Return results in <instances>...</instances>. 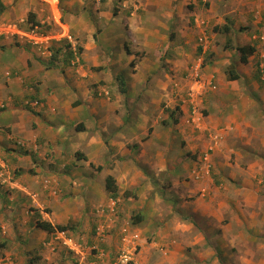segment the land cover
<instances>
[{"label":"crops","instance_id":"obj_1","mask_svg":"<svg viewBox=\"0 0 264 264\" xmlns=\"http://www.w3.org/2000/svg\"><path fill=\"white\" fill-rule=\"evenodd\" d=\"M2 1L7 5L2 20L24 18L32 10L36 19L43 23L46 13L51 11L49 18L57 28L55 31L72 33L81 44L80 57L77 58L80 64L75 66V60L65 62L59 58L52 63L34 48L10 38H0V149L8 144L9 139L18 136L24 140H39L51 153L46 163L37 162L40 165L36 171L41 173V166L52 162L57 165L56 171L55 168L46 169L47 175L62 178L66 196L62 202L50 200L58 208L56 224H67L76 217L80 218L87 203H82L79 198L85 197L94 207H102L103 212L108 207L124 213L136 211L135 216H130L134 217L131 229H125L130 234L134 230L139 236L142 234L139 230L144 229L152 236L138 251L135 264H264V82L259 89L255 81H249L252 78L246 77L243 67L257 50L249 55L247 63L240 59L242 65L234 67L230 66V60H235L236 47H230L235 51L230 53L228 47L211 46L217 54L212 65L204 68L206 78L203 79L208 84L200 93L202 96L198 94V97L191 98L193 105L184 99L185 104L181 106L184 116L176 122L178 135L192 141L196 134L200 137L208 134L210 140L215 139L205 148L213 147L214 151L210 168L202 179L192 177L194 164L189 161H174L175 165L171 163L173 166L167 168L168 160L163 156L169 148L164 145V140L152 136L149 142L142 141L141 150L136 155L124 142L112 139L106 143L102 139L105 130L114 129L103 125L107 113L114 109L116 113V108L122 105L119 86L113 85L110 90L106 88L109 79L112 84V80L123 72L113 75L114 68L122 69L118 63L126 70L128 67L120 62L122 59L131 65L136 57H140L134 70L124 75L130 98L134 100V95L139 93L137 90L143 86L141 91L147 97L161 95L172 100L168 88L171 78L180 77V70L188 65L184 62L186 58L176 55L177 51H182L167 45V34L174 23L180 22L175 30L176 36L181 37L177 45L185 49L188 59H192L193 54H189L188 49L198 30L182 27L181 12L185 11L186 20L194 18L197 21L201 17V22H207L216 15L221 19V15H226L231 8V0H198V4L205 7L193 10L185 9L189 0ZM88 2L94 7L92 12L88 11ZM113 2L122 3L128 12L124 14L120 10L113 14L111 8L104 9ZM232 3L233 10H238L241 17L252 19L259 11L257 17L264 18L263 3L251 5L249 0H244L242 6L238 0ZM253 11L254 15H251ZM124 19L127 25L122 23ZM220 35L213 32L210 37L214 40ZM122 36L131 39L132 47L130 51L122 49L119 55L116 46ZM165 61H169V69H174V75L169 76L167 69L161 73L158 71L162 70ZM229 66L227 70L237 68L239 78H226ZM152 75V81L148 80ZM28 80L34 83L35 92L27 90ZM212 82L213 86L210 85ZM244 83L254 85L257 92L247 93L240 88ZM129 86H132L130 90ZM102 89L107 94L112 92L115 98L96 97V90L101 93ZM35 97L40 100V105H31L32 108L28 102ZM203 103L205 116L195 111L197 105L201 107ZM145 105L141 114L147 118ZM190 108L200 120L199 131L194 129L196 124L186 122ZM96 125L98 131L94 130ZM7 128L11 135L2 132ZM129 132L133 137V130ZM8 146L14 144L9 142ZM6 156L4 153L2 157ZM18 158L27 161L28 156L18 155ZM105 164L111 165V169H103ZM108 175L114 177L118 186L115 197L106 188ZM34 189L40 190L36 184ZM41 193L43 195L45 191L41 189ZM159 200L163 204L158 205ZM39 203L49 204L44 198ZM53 212H56L54 208ZM103 212H100L102 219L97 226H112L118 233H123V223L115 224L119 220L112 221L111 225L104 223ZM115 214L118 215L116 211ZM121 220L124 222L123 218ZM2 226L7 233L3 240L10 241L15 247L18 245L19 252L1 254L0 264H71V258L74 259L67 250L61 254L63 247L56 241L57 232H49L36 222L33 225L29 222V226L22 227L17 233L8 229L10 226ZM21 244L38 251L27 253ZM96 262L112 264L101 259Z\"/></svg>","mask_w":264,"mask_h":264},{"label":"rangeland","instance_id":"obj_2","mask_svg":"<svg viewBox=\"0 0 264 264\" xmlns=\"http://www.w3.org/2000/svg\"><path fill=\"white\" fill-rule=\"evenodd\" d=\"M233 0L230 1V6L231 8L228 10L226 15H221V19L218 18L216 15L215 19L213 18L212 21L210 19H206L207 22L204 20V22H201L198 17L199 24L201 26L199 27L198 23L194 18L193 20H186L184 19V13L181 12L183 15V21H184V26L185 27H190L192 29H197L198 33L194 37L193 45H191L188 49V53L193 54L192 59H188L186 54H184L185 49L181 48L180 45H177L178 39L180 40V36H176V27H178L180 22H172L173 27L170 30V33L167 34V45L169 47H177V50L182 51V53H179L177 51L176 55H179L183 58H186L184 62L186 65H188V68L180 70V77H174L172 76L171 82L168 88H170L172 92V100L170 98H167V96H162L157 95L152 97H147L142 93L143 86L139 88L137 91L139 92L138 94L136 93L135 99L133 100L130 98L126 93H123L118 89V92L121 95V104L118 108H116V113L115 109L112 111V113L108 114L105 119V124L103 125H108L113 129V131L105 130L102 134V139L104 142L108 143L112 139H116L118 141L124 142L129 148H132L134 150V153L137 155V153L141 150V145L142 141L144 142H149L151 137L154 136L158 138V140H164V145H167L169 150H167L164 154V158L167 161L166 165L167 168L170 169L171 166L175 165L173 163L174 161L177 163L178 161H189L190 163H193L194 165L191 167V174L193 175L194 172H197L202 176L205 171L207 170L208 166L207 163H210L212 159V155L214 148L207 147L209 143H214L215 139L210 140V135L206 134L205 137H200L198 136L199 134H196V139L195 140H187L184 137H181L178 129V124L174 121L176 118L180 120L182 118V104L184 105V99L188 101L189 104H192L190 102L192 97H198L197 93L198 91L201 90L200 85H197L196 77L195 75L192 74V67H195V64L199 62L200 59H202L201 62L202 66L200 68V75L199 77L201 79L206 78L204 75V68L207 65H212L214 56L217 54L216 50L214 51L211 46L215 47H220V49H223L224 47L229 48V52L233 53V49L230 47L233 46L234 48L238 45L242 44H250L254 45L256 47V52L251 57V60L249 61L248 64L244 65V71L245 75L249 81L253 80L256 82V86L261 89V85L264 82V18L261 19L260 15L257 17V13L254 15V11L251 12V15H254V20L252 19H246L245 17H241L238 15L239 11H234L233 9ZM198 0L196 2L194 0H189L188 5L185 6L186 10H193L195 7L203 9L205 6L203 4H198ZM244 0H238V3L242 6V3ZM249 2H252V4H264V0H249ZM119 5H118V4ZM113 2L111 6L104 7V9L111 8V12L113 14H117L118 11L121 10L122 13L126 14L128 11L122 3L119 2ZM199 6H198V5ZM211 4V2H209ZM88 11L92 12L93 11V5L88 2L87 5ZM240 6V7H241ZM122 7V9H121ZM236 10V9H235ZM6 11V10H5ZM4 11V12H5ZM221 11V10H220ZM32 12V10L29 11V13ZM115 12V13H114ZM60 13L63 14V10L60 5ZM3 12L0 13V21H2L3 18ZM51 15L50 13H46L44 19V23L42 24L46 29L45 30H53L55 31V26L52 23H49V16ZM181 15V16H182ZM264 17V16H263ZM63 18V17H62ZM24 19L28 20V22H24L23 26H27V24L32 23V20L29 18V14L27 13L24 17ZM9 20L5 19L4 21ZM19 19H11V22L16 21ZM64 22V18L62 19ZM124 22L125 25L128 24L126 20L122 21ZM182 23V22H181ZM224 24H227L231 26V29L229 32H226L225 30H216V27H223ZM60 27V26H59ZM61 28V27H60ZM68 28V27H67ZM256 29V30H255ZM260 29V32H259ZM202 30L204 32H207V42L209 43V49L205 53L202 51L201 47V32ZM56 32V31H55ZM54 32V33H55ZM96 32H99V28L96 27ZM172 32V33H171ZM213 32H218L221 35L218 38H215L212 40V37L210 35ZM57 33V32H56ZM179 34V33H178ZM72 38V42H69L68 39H63L61 41H58L56 46H59L61 42H65V47L64 50V57L60 59H64V61H69L75 60V63H71L75 66L80 64V60L77 61V58L80 57V47L81 44L80 42L76 41V38L73 36L72 33L69 34ZM175 35V36H173ZM127 36V33H126ZM119 41V45L116 46V53L119 55L122 53V49L127 50L132 47V41L129 37H124ZM0 38H3L0 37ZM229 38L230 41H226V39ZM16 37H14L13 41L16 42ZM203 41H206L203 40ZM56 42V41H54ZM184 41L181 43L183 44ZM18 43V42H16ZM19 44V43H18ZM206 44V43H205ZM23 46H27L29 48H33L31 45H26V44H21ZM55 46V45H54ZM127 48V49H126ZM35 49V48H34ZM36 50V49H35ZM131 50V49H129ZM171 52L173 51L170 50ZM187 51V50H186ZM223 51V50H222ZM72 52V56L70 54ZM225 52V51H223ZM140 54V53H139ZM138 55V54H137ZM171 56H174V52L172 53ZM228 56V55H227ZM235 60H230L231 64L230 66L234 65V67L237 65L240 67L242 63H240V53L239 51L236 50ZM138 58L136 57V61L134 64L129 65V63H124L123 59L120 61L122 64H125L128 68L125 70V68L122 67L120 63L119 67L122 69H116L114 68V73L115 72H122L120 74L125 75V73H128V71H133L134 65L138 62ZM229 58V56H228ZM236 61V62H235ZM169 61H165L162 64V70H158L160 73L164 69H167V74L169 76L174 75V69H169L170 65H168ZM237 63V64H236ZM117 64V65H118ZM228 66V65H227ZM226 68V72L228 75L226 78L228 80L230 77L229 74V69ZM237 69V68H236ZM157 71V70H156ZM116 76V75H115ZM153 75L151 77H148V80L152 81ZM166 76H164V79ZM163 80V79H162ZM107 83V82H106ZM109 83L110 79H109ZM247 83V82H246ZM34 83H30V80L27 81L26 88L27 90H30V93L33 91L35 92V88L33 87ZM106 87L108 90L113 85H118V80L114 78L112 80L111 86ZM193 84H196L193 86ZM104 85V83L102 84ZM211 86L214 85V82L210 84ZM36 86V84H35ZM149 85H147L148 87ZM207 86V85H206ZM159 87V86H158ZM156 86V88H158ZM104 88V87H103ZM132 88V86H129V90ZM240 88H243L247 93H256V89H254V85L251 84H243L240 86ZM241 90V89H240ZM97 94L96 97H101L103 98H115V95L110 93H106L104 89L100 91L96 90ZM28 93V94H30ZM202 93V92H201ZM202 96V94H199ZM100 98V99H101ZM255 99H258L257 97H254ZM33 100H29L30 102ZM145 105V111L147 113V118L143 117L141 114V109L142 106ZM31 106V104H30ZM204 103L201 105H197L196 110L199 112V115L202 113L203 116H205V107ZM32 107V106H31ZM38 107V106H37ZM33 108V107H32ZM178 108V109H177ZM172 110H175L174 115L171 117V112ZM194 109L190 108V113L187 116L186 122L191 124L194 123V129L195 130H201L199 129V126H197L200 122L198 117L194 114ZM144 112V111H143ZM1 114V113H0ZM141 114V115H140ZM191 114V115H190ZM0 117H2L0 115ZM163 120H167V123H164ZM98 122V121H97ZM132 126L133 130V137L130 135V130L128 127ZM118 126V127H117ZM201 128V127H200ZM94 130L98 131V126H94ZM3 133H7V135H11V132L9 131V128L6 129V131H2ZM132 132V131H131ZM157 133V134H156ZM199 133V132H198ZM16 137V138H15ZM18 136H14L11 139H9V142L14 144V146H8V144H5L4 148L2 147L0 149V172H3V175L0 177V243L5 241L3 240L4 236L6 237L7 233L5 234L3 224L5 225V228L10 226L11 231H15V233L19 232L20 229L22 230V227L29 226V222L35 224L36 220L39 219H47V220H52L53 223L55 222L56 224V217L59 215L58 208L51 203V202H62L64 196V187L61 185V180L62 178L59 177L57 178L56 175L50 176L47 175L46 169L54 170L56 171L57 165L55 163H47V165H42L41 170L42 172H37L36 168L40 162H47L49 157L51 156V153L49 151H46L44 148V144L42 145L39 140H24L22 138H17ZM22 137V136H21ZM155 138V139H156ZM157 140V139H156ZM83 141V139L80 140V142ZM169 142V144L167 143ZM203 147V148H202ZM15 150V151H14ZM4 153L6 158L2 157L4 156ZM207 154H209V161L207 160ZM18 155L25 156L27 155V161L23 160L22 158H18ZM37 159V160H36ZM113 159V158H111ZM110 159V160H111ZM40 160V161H38ZM112 162V161H111ZM173 163V165L171 164ZM40 165V164H39ZM178 165V164H177ZM189 167V165H188ZM103 169H111V165L109 166L108 164L102 166ZM213 170V169H212ZM179 171V170H178ZM100 173V170H99ZM38 175V176H37ZM55 176V177H54ZM35 178V179H34ZM61 178V179H60ZM200 178V177H199ZM198 178V179H199ZM60 179V180H59ZM197 179V180H198ZM202 179V178H201ZM1 180H4L1 182ZM196 180V179H195ZM11 183H17L21 185L22 189L16 185H8ZM34 184H36L40 190L34 189ZM33 185V186H32ZM41 189L45 191V193L42 195ZM22 192V193H21ZM41 198L46 199L47 203L49 204H42L39 203V200ZM74 198V196H73ZM80 201L86 202L87 205H84L83 210V215L79 218L76 217L74 220H70L68 223L71 224L70 227V232H68L69 235H71L79 244L80 250L78 252H72L71 255L74 256V259L71 258V264H91V262H95L94 264H97L96 261L98 260H108V262L113 263L116 259L118 254V251L120 250L119 248L122 245V233H118L117 230L114 229L112 226H106L105 230L103 232V235H100V231L98 230V224L100 223L101 218V209L102 207H94L91 202H89V198H79ZM156 200L158 197L155 198ZM51 200V202H50ZM75 200V198H74ZM89 203V204H88ZM158 205L163 204L162 200H159ZM53 208L56 212H53ZM43 209V210H42ZM110 209V211H109ZM43 211H45V214H43ZM110 207L106 211L103 212L105 213V221L104 223L110 224L112 221H116L115 224L123 223L121 224V230H126L125 228H130L132 226V220H134V217H130L131 215L135 216V210L125 212L128 214H125L122 211H117L114 209L112 211ZM115 211L118 213V215L115 214ZM107 214H111L110 216H106ZM42 215H44V218H42ZM57 215V216H56ZM119 216V217H117ZM124 219V222L121 219ZM140 225V224H139ZM19 227V228H18ZM111 230L107 231L108 228ZM124 227V228H123ZM30 228V227H29ZM7 229H5L6 231ZM142 232L140 236L136 235V242L131 243V247L134 246V244L137 245V250L135 253H132L133 259H132V264H135V256H137L138 251L142 249L143 245L146 244L147 238H151L152 233L149 231L145 232L144 229L139 230ZM135 232L134 230H131V234L133 235ZM2 235V236H1ZM24 234H22V237ZM21 237V235H20ZM21 237V238H22ZM133 237V236H132ZM131 237V238H132ZM143 238V239H141ZM28 240V239H27ZM31 240V239H29ZM59 241V240H58ZM59 246L63 247L62 244H59ZM20 247L24 249L27 253L32 252L33 254L38 251V249H30V246L26 247V244H21ZM62 249V248H61ZM69 252L67 248H63V251H61V254H65L67 251ZM19 252L18 250V245L15 247L14 244H12L10 241L7 242L6 245L3 247H0V255L5 254L8 252ZM83 252V257L80 259L76 256L79 252ZM65 252V253H64ZM66 259L64 258V261ZM101 264H105L104 262Z\"/></svg>","mask_w":264,"mask_h":264},{"label":"built area","instance_id":"obj_3","mask_svg":"<svg viewBox=\"0 0 264 264\" xmlns=\"http://www.w3.org/2000/svg\"><path fill=\"white\" fill-rule=\"evenodd\" d=\"M25 20L20 19L16 22H1L0 23V36L4 37H16L17 41L20 43H27L31 44L32 46L36 47L43 56H51L52 55V46L54 40H60L61 38H68L71 40V36L69 34H65L63 32L61 33H54L51 31L45 30L46 28L43 25L40 24H33L29 23L27 26H23ZM206 32L202 30L201 33V47L203 53L209 49V43L207 42V36ZM206 41H203L205 40ZM206 43V44H205ZM202 59L195 64V67H192V74L196 77V82L198 85H200L201 90L198 91L197 94H200L208 83H205L204 79H201L199 77L200 75V68L202 66L201 62ZM198 96V95H197ZM195 108V106H194ZM207 160L209 161V154H207ZM207 170L210 167V163H207ZM3 175V172H0V176ZM195 177L199 178L201 177L199 173L195 172ZM61 237H63V243L66 244L70 249L77 250L78 244L74 241V239L70 236L65 235L64 232L59 234ZM131 251L128 248H123L120 254L121 262L126 264L128 261H130L131 258Z\"/></svg>","mask_w":264,"mask_h":264},{"label":"trees","instance_id":"obj_4","mask_svg":"<svg viewBox=\"0 0 264 264\" xmlns=\"http://www.w3.org/2000/svg\"><path fill=\"white\" fill-rule=\"evenodd\" d=\"M7 9V5L4 4V2L2 0H0V13L4 12ZM115 13V12H114ZM29 18L34 22V24L39 23L38 20H36V14L33 12L29 13ZM231 29V26L224 24L223 27H216V30H225L226 32H229ZM65 42H61V44L59 46H52V56L50 58V61L52 63H54L53 61L59 58L64 57V52L62 51V49L64 50L65 47ZM233 47V46H231ZM127 49V48H126ZM236 49L240 52L241 54V62L243 63H247L249 61V55L253 54L256 51V47L250 44L247 45H239L236 46ZM127 51H130L129 49H127ZM71 56H72V52H70ZM135 61H132L131 64H134ZM99 69V68H97ZM236 69H230L229 70V74L230 77L229 79L231 80H235L237 78H239V74L236 72ZM116 79L118 80V84H119V89L121 92L126 93L128 90V86L125 80V76L123 74H118L116 76ZM178 109V108H177ZM175 110H172L171 112V117L174 115ZM164 123H167V120H163ZM175 122L178 121V119L176 118L174 120ZM99 169H101V167L99 166ZM106 188L107 190L113 195V197H115L118 193V186L116 184V181L114 179L113 176L108 175L106 177ZM38 225L40 227H42L43 229L47 230V231H54V230H65L68 229L69 227H71V224H52L50 221L47 220H38ZM7 242L3 241L0 243V247H3L4 245H6Z\"/></svg>","mask_w":264,"mask_h":264},{"label":"clouds","instance_id":"obj_5","mask_svg":"<svg viewBox=\"0 0 264 264\" xmlns=\"http://www.w3.org/2000/svg\"><path fill=\"white\" fill-rule=\"evenodd\" d=\"M19 20L20 19H24V18H18ZM25 20V22H28V20H26V19H24ZM37 20V19H36ZM49 20V23H51V18H49L48 19ZM16 21H18V20H16ZM16 21H13V22H16ZM1 22H11V20L10 21H4V20H2V21H0V23ZM38 22H39V20H38ZM32 23L34 24V22L32 21ZM44 23V22H43ZM43 23H37V24H40V25H42ZM36 24V23H35ZM198 25H199V27L201 26V24H199L198 23ZM49 31V30H48ZM202 33V32H201ZM200 33V34H201ZM0 37H2V36H0ZM3 38H7V37H4L3 36ZM8 38H10L11 40H13L14 39V37H8ZM63 39H68V38H66V37H64V38H62V40ZM61 40V39H60ZM60 40H54V41H56V42H53V46L55 45V43H57L58 41H60ZM69 40V39H68ZM16 42H18L19 44H26V45H31V44H27V43H20L19 41H17L16 40ZM69 42H72V38H71V40H69ZM32 46V45H31ZM33 48H35L36 49V52H38L39 54H41V52L36 48V47H34L33 46ZM52 56V55H51ZM51 56H49V57H47L46 55H45V57L46 58H51ZM41 57H44L42 54H41ZM30 104L32 105V106H34V107H37V106H39L40 105V100L39 99H36V97L33 99V101H31L30 102ZM210 168V167H209ZM1 177V176H0ZM192 177L194 178V179H198V178H196L195 177V172H194V174L192 175ZM202 177V176H201ZM200 177V178H201ZM4 180H1V182H3ZM8 185H16V186H18V187H20V189H22V187H21V185H19V184H17V183H11V184H8ZM101 211L103 212V208L101 209ZM38 220H47V219H37L36 220V223L38 222ZM48 221V220H47ZM38 224V223H37ZM67 224H69V223H67ZM64 225H66V224H64ZM98 230L100 231L99 233H100V235H103V232H104V230H105V226H99L98 227ZM53 232H57L56 233V236L58 237V239L56 240V241H58L59 242V244H62V246H63V248H67L68 250H70L69 252L70 253H72V252H78L79 250H80V246H79V244L77 243V241L71 236V235H69L68 234V232H70V227L68 228V229H65V230H54ZM62 232H64L65 233V235H67V236H70V237H72L73 239H74V241L78 244V249L77 250H72V249H70L66 244H64L63 243V237H61L59 234H61ZM136 235H138L139 236V234L137 233V232H135L133 235L132 234H130L127 230H124L123 231V233H122V245H121V247L119 248L120 250L118 251V256H117V259L112 263V264H124V263H122L121 262V259H120V254H121V251H122V249L123 248H128L130 251H131V258L133 259V256H132V253H135V251L137 250V245L136 244H134V246L133 247H131V243H134V242H136ZM133 236V237H132ZM132 237V238H131ZM76 255H78V258L80 259V257L82 258L83 257V252L81 251V252H79L78 254H76ZM132 259L130 260V261H128L126 264H132Z\"/></svg>","mask_w":264,"mask_h":264}]
</instances>
